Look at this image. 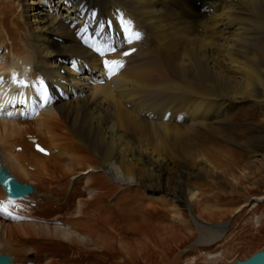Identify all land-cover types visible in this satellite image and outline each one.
<instances>
[{
  "label": "bare ground",
  "instance_id": "1",
  "mask_svg": "<svg viewBox=\"0 0 264 264\" xmlns=\"http://www.w3.org/2000/svg\"><path fill=\"white\" fill-rule=\"evenodd\" d=\"M74 1L76 5L69 8L66 0H0V52L2 48L9 50L0 54V73L18 60L32 64L33 84L28 96L41 91L43 84L50 85L48 90L56 101L42 112L40 99L37 100L36 107L42 113L32 120L34 105L28 109V99L16 98L17 93L8 85L7 76L0 77V106L7 102L9 94L14 100L11 104H18L14 109L16 118L7 116L6 111L0 113L2 164L21 183L34 185L31 197L39 203L45 216L49 209L61 205L60 195L65 198L70 193L75 198L78 193L85 192L89 200L77 197L75 209L69 207L68 213L60 217L51 214L52 218L42 216L34 221L0 218V255L12 257L14 264H40L42 260L44 264H57L56 253L52 250L40 252L36 245L48 248L50 245L63 247V244L69 251L76 245L78 251L87 254L88 249L84 251L82 245L98 244L101 240L100 244H105L100 235L113 234L126 256L133 260L143 258L147 245L142 250H131L121 241L115 226L112 225V229L110 224L106 229V224L103 229L102 224L105 220L114 223L117 214L129 213L126 219L137 224L131 230L144 233L146 227L153 226L144 219V206L154 207V201L162 203L163 207L160 212L153 208L148 222L162 218L169 222L165 210L172 214L170 227L162 223L151 232L161 244L182 241L174 226L194 225L201 235L199 244L213 248L211 243L217 245L227 239V236L220 237L231 227L228 223L220 227L209 225V221L220 219L223 213L209 199L212 197L213 201L217 192L212 191L217 188L213 185V190H204L202 186L208 187V184L197 180H207L212 174L213 177L225 176L233 182L225 181L234 183L235 176L225 164L217 166V156L207 151L202 139L194 137V131L204 129L213 134L217 117H224L221 122L229 127L227 114L245 102L264 106V0ZM110 4L122 7L133 16L145 38L143 49L125 59L131 65L120 69L112 81L97 85L95 78L109 76L105 62L110 59L101 46L85 48L80 44L74 37L77 27H71L68 21H74L71 16L76 15V10L99 5L107 12ZM124 24L125 20L119 16L118 25ZM88 25L87 17L79 23L84 28ZM128 45L122 44L120 51ZM50 81L63 86L62 93L52 88ZM179 113H184L185 117ZM64 124L71 135L68 139H63ZM187 126L197 130L192 132ZM59 132L62 140H59ZM28 135L40 137L41 144L51 151L50 156L34 151ZM157 136L162 138L161 142ZM224 137L229 143L228 134ZM263 143L259 140L254 145L262 149ZM200 144L201 149H198ZM240 145L257 147L247 141H240ZM173 146L180 147L185 159L197 163L194 171L175 168L171 154ZM16 147H22V151L17 152ZM253 154L254 161L249 163L252 179L264 180V156L259 151ZM162 176L168 178L158 180ZM82 182L83 187H79ZM105 182L109 187L135 184L154 196L165 194V197L131 208L127 203L132 206L133 202L123 197V201L106 206L104 199L101 201L99 197ZM67 184L74 186L67 188ZM5 197L0 186V199ZM251 198L247 206L254 211L264 198ZM111 207L115 213L110 211ZM88 210H91L90 215L85 213ZM251 220L256 232L264 224V217L253 215ZM249 221L248 218L245 223ZM143 225L146 229H142ZM144 235L141 233L140 239ZM41 253L51 255L44 257ZM32 255L34 257H29ZM201 256L207 264L224 261L223 252L201 251ZM189 258L184 264H196L197 256Z\"/></svg>",
  "mask_w": 264,
  "mask_h": 264
},
{
  "label": "rangeland",
  "instance_id": "2",
  "mask_svg": "<svg viewBox=\"0 0 264 264\" xmlns=\"http://www.w3.org/2000/svg\"><path fill=\"white\" fill-rule=\"evenodd\" d=\"M153 44H155V42H153ZM144 66L145 65H143L142 67ZM238 106L237 108H234L235 110H232L226 116L227 120L229 121L228 124L230 125L229 127L227 126L229 129L223 126L224 123L221 122V120H223L224 117H221V118L217 117V126L215 127V131L213 134L212 133L209 134L208 131L206 132L204 129L201 130L200 132L194 131V137H196V139H198L199 141L202 139L201 143L202 145L206 146L207 151L217 156V161H216L217 166L220 167L223 164H225V167H228V170L230 172L232 171L231 173L235 176L234 183H229L225 181L229 179V178L227 179L225 176H223L222 178V176L216 177L214 175L213 177L212 174H209L210 176H208L207 180L206 178L197 180L200 183L208 184L207 185L208 187L202 186L204 190L212 189L214 187L213 185H215V187L217 188L215 190L212 189L213 191L211 190L213 193H215L214 191L217 192L216 193L217 195L215 194V196H213L214 198L213 201H212V197H210L209 199L211 200L210 202L212 203V205L217 204V206H219L218 209H222L221 212L223 213L220 214V219H214L213 221H209V225L210 226L217 225V227H220L228 223L231 227V230L228 229L226 231V234L221 236L222 238L220 237V239H223L224 236H227V239L221 241L220 243H217V245L211 243V245H214L213 248L211 247L204 248L207 244L206 245L205 243L199 244L201 235L199 233V230L196 227L194 228V225L193 226L190 225L189 227L188 226L186 227L185 226H174V228L176 227L175 228L176 232L179 233V237L182 238V241L180 240L174 243H169L168 245L161 244V242L157 238H155L154 235H151V232L157 229L156 226H159L162 223L170 227L171 223L169 222L172 221V214L171 212L168 211V209L165 210V212L168 215L169 222H166L165 220L167 219L165 218H162V220L160 221H155L152 219L151 221L152 223L148 222L150 221L148 219L151 217L150 216L151 214L149 212H151L153 208L155 211H158V212L162 210V206H160V204L154 201L152 202L154 204V207H152L151 205L147 206L148 208L144 206V208L149 213L148 216H144V219L145 220L147 219L146 223L153 225L152 227L149 226L150 229L146 227L148 230L143 225L144 228L142 227V229H146L145 230L146 233L145 232L143 233V230L142 231H134V229L131 230V227L137 226V224L132 223L134 221H130L126 219V217L128 218V215H129V213L127 214V212H125V214L127 215H124V216L122 215L119 216L116 213L117 216H115V219L117 223L108 222L107 220L103 219L105 221H103V224H102L103 229L107 225L108 226L106 227V229H109L108 227H110V224L111 226L112 225L115 226L117 231L120 233L121 241H124L126 243V246H130L131 250L133 249L142 250V248L145 245H147L146 246L147 250L145 251L143 258L141 257V258L133 260V257L126 256V252H123L121 250L120 245H119L120 242L114 239L115 237L113 236V234L108 235L109 237L106 235H100L101 239L103 240L105 239V244H100V243H103L102 240L98 243L100 246L96 242L95 243L92 242L87 245H82L81 249L83 248L84 251L86 248L88 249L86 250L87 254H84L82 251L81 252L78 251L76 248V245H74V248L71 251L68 250L69 249L68 246L66 247L65 245L64 247L63 244H62L63 247H59L56 245H50L51 247H48V248H42L39 245H36V249L38 248L37 250L40 252L41 251L49 252L52 250V253H56L57 255V258H58L57 264H184L185 262H187L189 257H190L189 259H192L195 256L198 257L196 264H207L204 261L205 257L201 256V251H203V253L207 251L210 253L212 252V254L223 252L224 261L216 263V264H229V262L230 264H232V263H235L237 260L246 259L250 257L252 253L254 254L257 251L264 249V224H262V226L259 227V230L256 232L253 230V227H252L253 224L251 220L253 215L257 217H264V200L258 203V206L254 209V211H251L250 207L247 206L249 204L248 199H252L251 197H263L264 198V180L258 181V180L252 179L253 177L251 176L252 165H249V163L252 164L254 161L253 151H259L264 156V147H262V149H259L258 148L259 145H254L256 142H259V140H262L264 142V106L262 105L261 107L260 105H254L253 101H248ZM240 109L242 110V113ZM199 120H200L199 122L202 121L201 122L202 124L205 123L203 120L201 119ZM189 124L187 123L186 125H189ZM66 126H67L66 124L63 125V129H64L62 132L64 136L63 139H68L69 137H71L68 131V128H66ZM187 127L191 131L197 130V128L193 129L191 126H187ZM65 131L68 134H66ZM225 134H228V136L230 137L229 143L226 142L228 139L224 137ZM205 135L209 136L210 138L209 137L206 138ZM208 138L211 140V142H208L209 141ZM157 139H160V136H157ZM59 140H62L61 133L59 136ZM161 141H162V138L160 139V142ZM240 141H243V142L247 141L249 145L251 144L252 146L253 144V146H257V147L256 149L255 147L246 148L243 145H240ZM46 143L48 144V142ZM202 145L201 144L197 145L198 149H201ZM176 148L173 146V151L171 152L174 158L173 161H174L175 168L181 171L182 170L194 171L196 167L198 166L197 163L195 161H191L190 159L188 160L185 159L183 155L180 154V147L178 146ZM169 149H171L170 146H169ZM200 156L202 157L201 154ZM244 163H247L249 166L244 165ZM167 173L170 174V172H167ZM94 176H97V174ZM167 178L168 176H162L158 178V180L165 181ZM229 180L233 182L231 179ZM82 185H83V182L79 185V187H81ZM72 186L74 185L72 184L71 186H69V184H67L66 187L69 188ZM102 186L104 188H102L101 195H99V197H101V201L102 199L107 197L109 202H113L122 194H126V195L131 194L130 196L128 195L129 200L133 201V205L131 207H134L135 204L137 205L140 204L138 203L140 202L137 199L138 196L139 197L144 196L145 199H149L148 198L149 195L154 196V194L152 193L150 194L147 190L143 189V187H138L135 184H132V186L130 187L125 186V188H123L122 190H121L122 188L121 186L114 184L113 186L109 187L106 184V182ZM209 186H211V188ZM49 189L51 193L55 195V193L51 190V186H49ZM79 196L83 197L84 201L86 202L89 201L88 197H86L85 192H81V194L78 193L75 196V198H73L70 193H68L65 196V198L63 195H60V198L63 201V203L69 204L70 208L74 209V206L78 200L77 197ZM155 196L157 197L162 196L164 198L165 194H162V195L156 194ZM147 202H149V200H147ZM170 204L172 205V202H170ZM101 207L103 208L102 204H101ZM90 211L91 210H88V212L85 211V213H88L90 215ZM110 211L112 213H115L113 208ZM184 211H183V216L186 217L187 212L186 211L184 212ZM37 214L39 215V217H42L41 212L37 211ZM60 216H63V215L61 214ZM46 217H50V216H46ZM122 217L125 220L121 219ZM248 218L250 220L249 224L245 223ZM140 219L142 218L140 217ZM90 220L92 221L93 217H91ZM122 220H124L125 222ZM203 220L206 221V218ZM189 223L193 224L192 222H189ZM231 223H232V226H231ZM114 224H117L118 226ZM113 226H112V229H113ZM140 228L141 226L139 227V229ZM138 233L140 234L138 235ZM141 233L143 235L146 234V236L145 235L141 236L142 238L140 239ZM121 234H124L123 238L121 237ZM110 236H112V238H110ZM46 244H48L47 241H46ZM96 245L97 247H95ZM98 247L99 248L101 247L100 249L102 250H99ZM57 253H60V254L58 255ZM40 255H43L44 257H46V255H51V253H41ZM86 255L88 258L85 257ZM97 256L99 258H97ZM29 257H34V256L32 255ZM44 263L45 261L42 260L40 264H44Z\"/></svg>",
  "mask_w": 264,
  "mask_h": 264
},
{
  "label": "water",
  "instance_id": "3",
  "mask_svg": "<svg viewBox=\"0 0 264 264\" xmlns=\"http://www.w3.org/2000/svg\"><path fill=\"white\" fill-rule=\"evenodd\" d=\"M12 258L6 255H0V264H11ZM232 264H264V250L257 251L249 258L238 260Z\"/></svg>",
  "mask_w": 264,
  "mask_h": 264
},
{
  "label": "snow or ice",
  "instance_id": "4",
  "mask_svg": "<svg viewBox=\"0 0 264 264\" xmlns=\"http://www.w3.org/2000/svg\"><path fill=\"white\" fill-rule=\"evenodd\" d=\"M135 39H140V34L138 32L134 33ZM129 53H125V55H128ZM105 64L109 67L110 72L114 75L118 71L119 68L123 67V65L119 61H112L108 62L106 61ZM43 151V149H40Z\"/></svg>",
  "mask_w": 264,
  "mask_h": 264
}]
</instances>
